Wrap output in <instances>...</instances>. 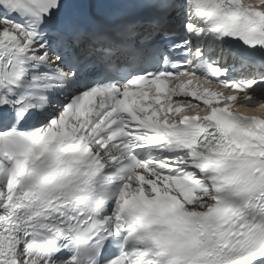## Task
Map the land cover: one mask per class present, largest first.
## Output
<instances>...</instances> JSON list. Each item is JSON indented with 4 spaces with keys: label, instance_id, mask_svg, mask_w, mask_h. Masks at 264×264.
<instances>
[{
    "label": "snow or ice",
    "instance_id": "obj_1",
    "mask_svg": "<svg viewBox=\"0 0 264 264\" xmlns=\"http://www.w3.org/2000/svg\"><path fill=\"white\" fill-rule=\"evenodd\" d=\"M0 264H264V0H0Z\"/></svg>",
    "mask_w": 264,
    "mask_h": 264
}]
</instances>
